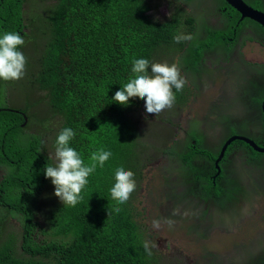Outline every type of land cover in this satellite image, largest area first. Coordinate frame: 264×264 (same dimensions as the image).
I'll list each match as a JSON object with an SVG mask.
<instances>
[{
    "label": "trees",
    "instance_id": "obj_1",
    "mask_svg": "<svg viewBox=\"0 0 264 264\" xmlns=\"http://www.w3.org/2000/svg\"><path fill=\"white\" fill-rule=\"evenodd\" d=\"M28 1L0 0V35L19 33L25 44L18 50L26 53L33 49L27 81L21 86L25 88L20 90L25 96L11 101L9 81L0 83V264L156 263L153 256L149 261L143 247L144 232L134 219L135 191L124 204L109 193L120 167L131 170L136 180L141 137L127 109L143 99L131 98L125 106L113 97L134 77V60L144 58L153 63L158 46L171 43L179 34H191L192 40L181 41L183 59L190 66L181 75L186 81L192 79L194 86L186 83L181 91L173 88L175 104L185 101L203 83L204 74L211 70L205 55L216 53L218 59L233 62L232 83L243 85L249 93L241 103L239 90L234 85L228 90L230 94L223 101L228 102L226 111L230 109L235 117H227L223 135L226 139L245 135L263 142L253 127L264 132V117L256 109L264 101V66L247 62L242 48L253 38L245 32L247 28L264 45V26L249 18L241 20V14L224 0L219 1L227 6L228 18L220 26L208 25L204 19L201 24L184 7V3L205 4L207 0H55L50 6L34 5L32 10L26 9ZM214 2L216 10L219 3ZM163 3L169 5L170 21L161 22L149 13ZM200 26L202 32L198 31ZM251 66L256 72L250 76ZM54 119L55 139L63 129L71 128L75 136L69 146L85 165L90 164L92 152L103 149L112 153L102 168L97 166L90 174L81 192L83 200L75 207L64 206L54 195L55 186L44 170L57 161L48 154L44 135L34 131L37 123H47L49 129ZM218 125L214 119L195 116L186 130L187 152L172 166L175 178L185 185L182 199L189 210L213 192L223 207L225 196L233 198L231 188L214 185V165L206 168L195 164L200 156L215 159L205 139ZM245 125L253 136L245 132ZM236 143L246 144L239 139L233 145ZM146 146L147 141H142L143 154ZM173 147L174 142L166 145ZM263 191L264 185L256 187L246 192L247 199ZM213 212L211 203L206 217ZM12 220L16 225L8 230ZM221 221L214 220L210 227L224 230ZM259 244L264 248L261 241ZM254 255L255 249L250 248L248 260H239L238 255L234 261L241 262L232 264H264Z\"/></svg>",
    "mask_w": 264,
    "mask_h": 264
},
{
    "label": "rangeland",
    "instance_id": "obj_2",
    "mask_svg": "<svg viewBox=\"0 0 264 264\" xmlns=\"http://www.w3.org/2000/svg\"><path fill=\"white\" fill-rule=\"evenodd\" d=\"M54 1L29 0L26 9H35L34 5L50 6ZM207 2L212 8L211 12L204 16L207 24L220 26L222 22L221 15L215 10L212 0H207ZM192 12L197 15L199 20L200 17L203 19L200 16V12L195 11V4L192 5ZM150 15L154 19L169 20L171 18V11L167 5H161L157 10L152 9ZM211 17L217 18V21L209 20ZM162 53L164 57L162 55H155L152 57V60L157 63L168 62V65L179 63L182 67L186 68L185 62L180 56V50L175 42L164 48ZM23 54L26 57L27 62L25 67H27L31 61L33 49L31 48V52H23ZM244 57L246 61L264 65V45L260 41L247 42L244 48ZM213 58V54L205 55L206 60H212ZM211 62V70L209 73L204 74L203 83L194 88L195 94L191 91L194 96L192 94L179 105L174 103L175 106L162 111L158 115V120H156L155 114H148L146 112L145 100L140 106L127 109L129 118L133 122H135L134 119L136 120L135 127L141 137L138 142L141 166L137 170L136 184L137 189L142 188V191L136 200L135 219L145 232V239L150 242V246L151 243H155L156 247L152 248V253L159 257L158 264H229L230 262L209 261L213 258L207 254V247L204 244L200 247V238H202L206 230V225L201 226L199 233L195 231V228L207 216L208 207L204 206L203 208L189 210L180 197L172 195V198L169 197L165 188L160 186H163L164 180H166L176 193H180L181 188L185 186L175 178L172 172V166L176 163V159L163 157L162 151L164 145L171 144L175 139L177 145L181 143L183 134L189 128L191 120L195 116L207 120L214 119L217 124L221 125H218L215 133L210 136L214 152L219 150L218 143L225 136L223 133L227 126V117H235V114L230 109L226 111L228 102L223 101L230 94L228 90L233 85L235 86L232 83L235 72L233 62H223L219 66L214 65L216 61L212 60ZM149 71H151L150 68ZM26 81L27 74L25 73L22 79L11 83V88L15 90L10 94L11 101L25 96L20 90L25 88L21 86ZM193 82L192 79H188L187 85L194 86ZM235 87L239 90V100L242 103L249 93L243 85ZM256 109L257 111L259 110L258 108ZM254 114L255 112H253L252 116ZM151 118L152 120L154 119L152 122ZM54 127L55 119L51 122L49 129H43L40 123H37L34 127V131H39L46 138L49 147L48 154L53 158H55L56 148ZM247 129L248 126L245 125V132H247ZM253 129L256 130L257 128L253 127ZM247 133L252 135L250 131ZM143 137H145L144 140H142ZM142 141H147V151L144 152L145 154L142 153L140 148ZM177 208L180 214L173 215V210ZM257 209L258 214L246 213L241 207L235 206L234 215L237 217L235 226L232 229H225L209 242L211 251L220 253L222 257H226L228 254H243L241 247L244 246L246 239L248 240L258 231L264 229V221L259 216L264 212V192L258 200ZM167 219L175 222L172 227H169L165 223ZM153 220H160L162 227L160 229L153 228ZM14 225H16V221L12 220L8 224V230H12ZM250 248L255 249V244L253 243ZM150 260L151 257H149ZM240 262L234 261V263Z\"/></svg>",
    "mask_w": 264,
    "mask_h": 264
},
{
    "label": "clouds",
    "instance_id": "obj_3",
    "mask_svg": "<svg viewBox=\"0 0 264 264\" xmlns=\"http://www.w3.org/2000/svg\"><path fill=\"white\" fill-rule=\"evenodd\" d=\"M179 1H183V0H179ZM224 1L241 14V20H245L246 18H249V17H245V18L243 17L244 15L243 12L245 13L246 9L237 0L235 4L230 3L228 0H224ZM242 1L249 7L264 12V0H242ZM212 2L213 5L216 7L214 0H212ZM218 3L219 5H217L216 11L221 15L223 21L225 17L228 18V15L226 14L227 6L225 5V3H222L219 0ZM258 3L259 4L262 3V4H260L259 7L254 6V4H258ZM193 4H195V11L200 12L201 14L200 16H202L206 22L204 16L209 14L212 10L209 3L206 2L205 4H201L198 2L195 3L190 2V3H184V7L187 11L193 13L192 12ZM161 5H167L169 7L167 3H163ZM237 6L243 12L240 11V9ZM203 19H201L200 17L199 22L201 24ZM209 20L216 22L217 18L211 17ZM165 21H170V20H161V22H165ZM198 31L202 32L201 26L199 27ZM245 32L247 34H251L253 37L252 39H247L245 45L247 44V42L257 41V37L253 36L249 28L245 29ZM199 36L204 37V35H199ZM192 39L193 36L191 34H187V35L179 34L172 39L171 43L167 45L158 46L159 52H155V53H157V55L163 56L162 53L163 49L171 45L173 42H175L178 49H182L180 51V56L183 59V53H182L183 48L181 47V41H190ZM24 44H25V40L19 33L6 32L0 35V83H2V81H9L10 83L9 88L12 91L15 90L11 88V83L13 81H18L22 79L25 73L27 74L28 72V67H25L27 62L26 57L22 51L18 50V48L23 46ZM245 45L242 48L243 54H244ZM212 54L214 55V58L212 60L216 61V63L214 64L216 66L217 65L219 66L223 62H232L231 60H226L224 58L218 59L216 53H212ZM212 60L211 59L206 60L210 64V67L212 65L211 64ZM185 65L186 68L182 67L179 63L168 65V62L157 63L156 61L153 60V63H151L149 60L144 58L136 59L134 60L132 67V72L135 74L134 77L131 78L129 82H127L123 87H121L119 91L115 93L113 100L121 105L127 106L130 103L131 98L138 97L140 99H143V101L145 100L146 112L148 114H155L156 116H158L162 111L166 109H170L174 106L176 96L173 92V88H175L176 91H181L184 88L185 84L187 83L186 79L181 75V71L190 69V66L186 62ZM149 68L151 69V71H149ZM255 72L256 70L251 66L250 76ZM143 101L139 105L134 106L133 108L140 106L143 103ZM258 109H259L258 110L259 115L264 117L263 103ZM46 124L47 123L43 124L42 126L43 129L46 128ZM135 126H136V122H135ZM255 133L258 136H262L264 138L263 131L255 130ZM184 134H183V139L179 145H177V141L175 139L173 141L175 143V147L166 148V145L163 146V151H162L163 157L181 160L180 154L182 152H187V150L184 149V146H182V142L184 140ZM74 136H75V132L71 128H65L60 132L56 140V148H55V159L57 163L55 166L46 165L44 170L46 178H49L52 184L55 186L54 195L60 199V201L63 203L64 206H72V207H75L81 200H83L81 192L87 185L88 177L90 176V174L95 172L97 166L102 168L105 162L108 161L109 158L112 156V153L110 151H104L103 149H101L99 151L92 152L90 157V161H91L90 164L85 165L80 154L74 148L69 146L70 141L73 139ZM210 136L211 134H207L205 143L209 148H212L213 143L210 139ZM239 136H245V135H239ZM229 139H226L225 137L218 143L219 150L217 152H214L216 155L214 160H210L205 156H200L195 160V164L197 166L206 167V168H211L214 165V170L212 171L211 177L213 178L214 185L218 183L216 185L217 187L221 186L225 189L227 187L231 188L230 185L235 182H238L239 185L235 188H231L233 198L225 196V199H222V201L225 202L224 207L221 206L219 200L217 199L218 195L215 192L212 193V196H207L202 200L201 199L198 200L197 209L203 208L204 206L208 207L209 204L212 203L214 212L210 217L208 218L205 217L204 219H202L199 225L196 226L195 231L199 233L201 230V226L206 225V230L202 235V238H200L201 241L200 247H202L203 244L207 247L208 249L207 254H209L210 257L213 258L212 260L230 261L229 264H232V262L238 257V255L228 254L226 255V257H222L220 253L211 251L209 242L215 239L225 229H232L235 226L237 221V217L234 215L235 206L241 207L247 213L258 214L257 203L261 194L264 191L260 195L249 199H247L246 192L256 187H261L264 185L263 166L260 168L259 174L251 171L249 167L250 159L253 156H255L254 153L255 152L264 153V151L257 150L254 146H252L250 143L246 142L245 140H242L243 142L246 143L245 145L242 143L241 144L236 143L233 145V143L235 142L234 140L227 146V149L222 159L218 161L222 153V150ZM250 139L254 140L259 147L264 148V140L263 142H257L253 138ZM240 149L243 151V154L240 155V157L243 159L242 162L245 168L244 172L235 165V163L238 162L237 160H239L236 157L238 154V150ZM49 158L51 159V157ZM203 162L206 163L205 166H202ZM178 181L180 183H183L182 180H178ZM197 182L200 183V180H198ZM160 186L165 188L166 193L169 197H171L172 195L175 197H180L182 199L183 189L185 186L181 188L180 193H176L174 191V188L166 180H164V185L163 186L160 185ZM134 191L135 193L132 202H133V211H134V219H135L136 200L139 194L141 193L142 188L137 189L136 180L134 179V173L131 170H126L123 167L118 168L115 171V183L111 188V190L109 191L110 197L118 201L120 204H124L131 198V195ZM182 201L186 206V202L183 199ZM115 211L119 212L120 209L116 208ZM178 214H180L179 209L178 208L174 209L173 215H178ZM259 216L264 221V212ZM211 217H215L214 220L222 219L221 226L224 227V230H220L219 228H211L210 225H213V221H214V220L210 221ZM135 222H137L136 219ZM165 223H167L169 227H172L175 222L171 219H167L165 220ZM152 226L155 229H160L162 227L161 221L153 220ZM141 230L143 231L142 228ZM261 235H264V229L258 231L251 238L248 237L249 238L248 240L246 239L244 246L241 247V251L243 254L239 255V260L246 261L249 258L248 251L250 249V246L252 245L250 243L251 240H253L255 244L254 256L264 257V248L259 244L260 240L258 238ZM57 238L59 239L60 237ZM144 238H145V232H144ZM73 241H75V239H72V242ZM143 247L145 252L149 255V257L153 256L152 259L153 261H158L153 264H158L159 257L152 253V248L156 247L155 243H151L150 246V242L146 241ZM229 255L230 257H228Z\"/></svg>",
    "mask_w": 264,
    "mask_h": 264
},
{
    "label": "water",
    "instance_id": "obj_4",
    "mask_svg": "<svg viewBox=\"0 0 264 264\" xmlns=\"http://www.w3.org/2000/svg\"><path fill=\"white\" fill-rule=\"evenodd\" d=\"M230 3H232V4H235L236 3V0H228ZM245 9H246V11H245V13L240 9V11H242L243 12V17L245 18V17H249V18H251V19H253V20H255V21H257V22H259L260 24H262V25H264V12L263 11H259V10H255V9H253V8H251V7H249L248 5H246L242 0H237ZM263 106H264V102H263ZM27 120H28V118H26V122H27ZM25 122V123H26ZM236 139H241V140H245L246 142H248V143H250L252 146H254L257 150H259V151H264V148H261V147H259L257 144H256V142L254 141V140H251L250 138H247V137H245V136H239V135H234V136H232L228 141H227V143L225 144V146H224V148H223V150H222V153H221V155H220V157H219V159H218V161L219 160H221L222 159V157L224 156V154H225V151H226V149H227V146L232 142V141H234V140H236Z\"/></svg>",
    "mask_w": 264,
    "mask_h": 264
},
{
    "label": "flooded vegetation",
    "instance_id": "obj_5",
    "mask_svg": "<svg viewBox=\"0 0 264 264\" xmlns=\"http://www.w3.org/2000/svg\"><path fill=\"white\" fill-rule=\"evenodd\" d=\"M190 127V126H189ZM187 145V137H186V133L184 134V140L182 142V146H186ZM256 153V154H255ZM254 155L251 159H250V170L253 171L254 173H257L259 174L260 172V168L263 166V169H264V153H258V152H255ZM243 154V151L240 149L238 150V154H237V159L241 160L242 158L240 157V155ZM243 160V159H242ZM241 161H238L237 163H235V165L241 169L243 172L245 171V168H244V165H243V162ZM206 163L203 162L202 163V166H205ZM218 184V183H217ZM216 184V185H217ZM239 184L238 182H235L233 184L230 185L231 188H235L237 187ZM247 213V212H246ZM259 240L261 241V243L264 245V235H261L258 237ZM249 259V258H248ZM247 259V260H248ZM256 261H264V257H261V256H257L255 257Z\"/></svg>",
    "mask_w": 264,
    "mask_h": 264
}]
</instances>
